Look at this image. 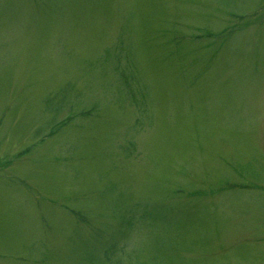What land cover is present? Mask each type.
Here are the masks:
<instances>
[{
    "label": "rangeland",
    "instance_id": "rangeland-1",
    "mask_svg": "<svg viewBox=\"0 0 264 264\" xmlns=\"http://www.w3.org/2000/svg\"><path fill=\"white\" fill-rule=\"evenodd\" d=\"M0 264H264V0H0Z\"/></svg>",
    "mask_w": 264,
    "mask_h": 264
}]
</instances>
